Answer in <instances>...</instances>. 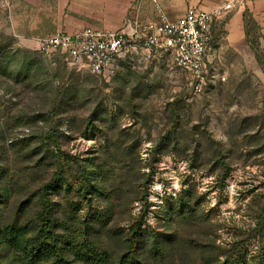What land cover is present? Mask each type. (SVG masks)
<instances>
[{"label":"rangeland","instance_id":"374dc122","mask_svg":"<svg viewBox=\"0 0 264 264\" xmlns=\"http://www.w3.org/2000/svg\"><path fill=\"white\" fill-rule=\"evenodd\" d=\"M25 6L0 0V232L39 224L42 189L61 167L46 195L52 228L77 245L118 258L138 224L146 264L264 261L256 25L246 20L252 54H225L195 93L164 51L130 50L111 78L41 53L11 17ZM0 261L20 263L1 239Z\"/></svg>","mask_w":264,"mask_h":264},{"label":"built area","instance_id":"2783aa9c","mask_svg":"<svg viewBox=\"0 0 264 264\" xmlns=\"http://www.w3.org/2000/svg\"><path fill=\"white\" fill-rule=\"evenodd\" d=\"M157 19L130 20L115 31L87 26L68 32H56L39 39L41 53H60L75 63H83L95 75L113 77L119 60L130 50L166 52L172 63L191 75L195 93L206 84L208 55L213 40V26L233 9L226 1L211 11L190 8L175 19L165 14L160 0H152Z\"/></svg>","mask_w":264,"mask_h":264},{"label":"crops","instance_id":"0c3cea01","mask_svg":"<svg viewBox=\"0 0 264 264\" xmlns=\"http://www.w3.org/2000/svg\"><path fill=\"white\" fill-rule=\"evenodd\" d=\"M226 1L233 9L213 26V40L208 55V68L217 65L227 53L252 54L245 16L258 30L257 46L264 51V0H160L170 19L184 15L190 8L211 11ZM25 11L16 8L11 17L25 19L24 42L46 37L57 30L74 32L87 26L119 30L130 20L151 21L158 18L152 0H18ZM17 7V5H16ZM21 17V18H20ZM23 18V19H22ZM31 25L29 26V23ZM30 27V28H29ZM250 56V55H249ZM255 57V55L253 54ZM264 66V57L261 58Z\"/></svg>","mask_w":264,"mask_h":264},{"label":"trees","instance_id":"16d2710c","mask_svg":"<svg viewBox=\"0 0 264 264\" xmlns=\"http://www.w3.org/2000/svg\"><path fill=\"white\" fill-rule=\"evenodd\" d=\"M247 19L254 23L246 14L245 21ZM254 48L257 49V45ZM258 61L261 63L259 57ZM62 174L60 167L53 180L42 189L43 206L37 226L19 229L8 227L0 232L2 243L17 257L20 262L18 264H146L140 253L141 227L138 224L131 227V232L125 239V253L118 258H113L108 252H97L95 242L84 240L82 244L77 245L54 232L51 222L52 202L46 195L48 187L61 183ZM263 230L264 226L260 221L257 231L261 233ZM71 253H75L76 256L71 257ZM0 264L16 263L0 261ZM260 264H264V261L262 260Z\"/></svg>","mask_w":264,"mask_h":264}]
</instances>
